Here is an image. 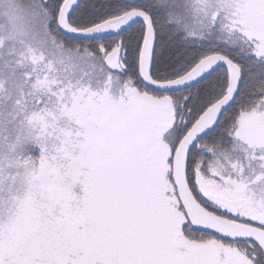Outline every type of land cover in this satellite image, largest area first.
Returning a JSON list of instances; mask_svg holds the SVG:
<instances>
[{"label": "snow or ice", "instance_id": "1", "mask_svg": "<svg viewBox=\"0 0 264 264\" xmlns=\"http://www.w3.org/2000/svg\"><path fill=\"white\" fill-rule=\"evenodd\" d=\"M0 264H264V0H0Z\"/></svg>", "mask_w": 264, "mask_h": 264}]
</instances>
